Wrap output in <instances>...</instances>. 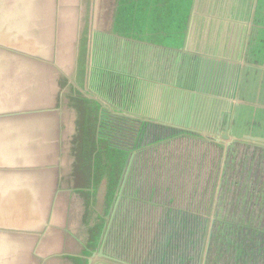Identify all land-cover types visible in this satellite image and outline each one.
<instances>
[{
    "label": "water",
    "instance_id": "1",
    "mask_svg": "<svg viewBox=\"0 0 264 264\" xmlns=\"http://www.w3.org/2000/svg\"><path fill=\"white\" fill-rule=\"evenodd\" d=\"M226 6L0 0V264H137L108 246L133 157L174 137L264 147V61L204 52ZM202 87L222 105L212 140L182 119ZM155 124L175 134L135 146Z\"/></svg>",
    "mask_w": 264,
    "mask_h": 264
},
{
    "label": "flooded vegetation",
    "instance_id": "2",
    "mask_svg": "<svg viewBox=\"0 0 264 264\" xmlns=\"http://www.w3.org/2000/svg\"><path fill=\"white\" fill-rule=\"evenodd\" d=\"M155 131L164 134L158 139H163L164 137L175 134V131L165 129L160 130L159 128ZM150 133L153 134L154 129L148 127L145 133L135 141V146H144L145 144L152 143V141L148 140ZM182 138V140H185L186 142V146L184 147H187L185 169L189 167L190 155L188 152L193 150L200 152L201 157H203L207 149L212 150V147H215L216 150L214 153L216 155V160L214 163L216 164L222 158L221 155H225L224 152L221 154L223 150L219 147L217 148L216 145L214 146L195 138ZM170 142H172V140L159 145L167 149ZM159 145L151 146L142 150V152L137 154L130 161L131 166L129 167L122 183V193L124 197L120 198L115 205L116 218L113 222L112 235L108 244L110 250L120 256H128L137 264H219L222 262V259L212 256L211 250L217 245L216 241L220 236V232L224 231L229 235V239L227 243L221 245L222 248L219 249V251L217 250L219 254L231 251L234 255V261L232 264H241L245 257L248 259L247 264H253L257 261L260 263V258L262 256L264 258V252L260 253L259 251L258 254H253L251 252L250 256L249 249H241L239 254L238 249L236 248L237 245L234 244L233 241H235L236 236L240 237L241 235H246V233L240 228H256L254 224H261L262 214L260 212L256 213L259 208L257 203L253 202V200L252 202L245 201L248 198L249 200L253 199L252 197H248L246 193L248 186H250L251 183V187H264V167L258 171V173L252 175V169L250 168V166L252 167V161L249 159L247 165L244 166V157H252L255 162L254 166L264 165V150L241 144H233L226 149L223 180L222 183H219V188L221 187L220 192L222 193L223 191H226L228 194H233L235 192L237 181H241L245 177H248L245 179V181L248 182L246 191L240 195L237 193L234 194L233 199H231L232 202L230 201V205L232 206L229 207V209L226 208V210L227 212H233L234 214L236 209L243 207L244 211L250 215L252 221L251 224H245V221H243L242 224L238 223L235 226L233 225L234 229L231 230L232 225L230 223L233 221L229 219L230 216L233 217V215H226L222 216L220 219L216 218L215 220H212V226L209 228L210 231L208 233V241L204 246L202 234H204L207 221L203 224L201 220L204 219L201 216L199 218L194 217V222L191 221L192 217L189 216V214H192V212L189 211V208L185 204H183V196H185L187 192H181L178 196H171L169 192V188L174 192L182 188L180 181V186L176 187V189L171 182L176 180L178 175L182 172L184 173L185 169H181L184 166H180L183 164V160L181 157L176 158L173 165L176 168L169 169L170 165L167 163H169L170 160H167L168 157L163 155L160 157L158 156L161 154V147ZM154 147L155 150L150 151V148L154 149ZM150 153L152 154V157L149 155ZM161 161L165 164L159 166L158 169H154L153 166L156 164L158 165ZM196 161L199 163H196V169L199 173L201 166L199 160ZM144 166H147V170L143 172L144 175L136 174V171ZM240 166H244V169L239 168ZM217 167L218 166L214 167L216 170V175H213L214 184L217 178ZM153 169L156 171H153ZM210 178L212 179V176ZM151 180L152 184L149 182ZM166 180H168L167 182L169 183L167 187L165 186ZM143 183H149L145 186V195L142 194ZM161 193L164 197L159 195ZM222 194L226 193L223 192ZM157 198L161 203L156 202ZM157 207L159 209V219L161 220L163 218L162 224L158 225L155 222L154 214L149 217V211L152 210L156 214ZM139 215L148 219L147 223H145V228L143 229H140V226L138 229L136 228L135 221H137ZM129 233L133 243H131L128 238ZM178 235L182 236L181 243H178ZM191 235H193V239ZM195 235H197V239L194 238ZM246 241L244 244H246ZM251 241L252 240L248 243L250 244ZM258 244L259 242L256 240L254 245L259 247L258 250H260L261 247L258 246ZM254 245H252V247H254ZM122 246L124 247L123 251ZM154 247L155 250H153ZM173 252L174 254H172ZM176 253L178 256L173 258L172 256ZM242 253H244V255H242Z\"/></svg>",
    "mask_w": 264,
    "mask_h": 264
},
{
    "label": "rangeland",
    "instance_id": "3",
    "mask_svg": "<svg viewBox=\"0 0 264 264\" xmlns=\"http://www.w3.org/2000/svg\"><path fill=\"white\" fill-rule=\"evenodd\" d=\"M160 92H155L156 96H158ZM214 92L212 93V95L208 92L203 91V87L201 90L197 89L196 91L187 94V98L190 100L191 102V106L187 107V108H183L182 109V119L186 118L187 120H189V122L194 125L196 128H202L203 129V133H205L208 136V139L212 140V136L214 135V130H215V126H216V118H217V114L220 111V109L222 108V105L219 103L218 105V101L214 100ZM157 98H154L153 101H157ZM155 109H154V115H156L157 117L161 118V116H163L162 111L163 109L161 108V106L156 103L155 104ZM165 117L168 114H164ZM150 128L153 129H158L159 125H152L150 126ZM163 133H159L157 131H154L153 134H149L148 136V140L152 141V143L154 141H160L158 138L163 136ZM207 138V137H206ZM164 139V138H163ZM182 137H174L172 139V142H170L169 147L167 149H165V147H161V154L158 155L160 156H165L168 157L167 160H170V162L168 163L169 169H174L176 167H174V161L176 158L181 157L183 160V164L180 166H184L181 169L184 170L185 169V162L187 161V147L186 146V142L185 140H182ZM203 141V140H202ZM205 143H209L208 141H203ZM212 144V143H210ZM214 145V144H212ZM241 145H245L248 147H252V148H257V149H262L264 150V147L262 146H256L254 144H241ZM156 146V145H155ZM215 146V145H214ZM217 147V146H216ZM218 148V147H217ZM226 149L223 147L222 148V152L221 154L224 152L225 155H221V159L220 161L216 164L214 163V161L216 160V155H215V147H212V150L207 149L205 154L203 155V157H201V153L193 150L191 152H188L190 155V161L188 164V168L185 169L184 173L182 172L180 175H178V178L176 180H173L171 182V184L175 187L180 186V183L182 185V188L179 190H176L175 192L169 188V192L170 195H175L178 196L179 193H183L184 191L187 192V194L185 196H183V200L184 203L188 208L189 211L192 212V214H189V216H191V221L194 222V217H202L204 220H201L203 222V224L205 223V221H207L206 224V228L204 230V234H202V241L203 244L205 246V244H207L208 241V233H209V228L212 226V220H215L216 218L222 217V216H226V215H233L230 216L231 221H233L232 223H230L232 225V229H234V226L237 225L238 223H241L243 221H245V224H251L252 219H250V215L244 211L243 207H239L238 209L235 210L234 214L227 212L226 208L229 209V207H231L232 205H230V201L232 202L231 199H233L234 194H243L246 191V186L247 183L245 181V179H247L248 177H245L244 179H242L241 181L238 180L235 186V192L233 194H228L226 191V194H222L220 192V188H219V183H222L223 180V175H224V169H225V158H226ZM155 150L153 148H150V151ZM157 150V147H156ZM197 154V155H196ZM152 157V154H149ZM257 156V155H255ZM244 166L247 165V163L250 161H252V167L250 166V168L252 169V175L255 173H258V171H260L264 165H258V166H254L255 162L253 161L252 157H244ZM219 159V158H218ZM196 160H199L200 162V172L198 173V170L196 169V163H198ZM199 164V163H198ZM159 165V164H158ZM158 165H154V169H158ZM215 166L217 167V178L215 180V184H214V178L213 175H216V170H215ZM244 166H240L239 168H243ZM141 167V166H140ZM139 167V168H140ZM147 167V166H146ZM145 166L142 167L141 169L136 171V174L138 175H144L143 172H145L147 170ZM151 167V168H153ZM153 171H156L154 170ZM254 170V171H253ZM212 172V174H211ZM212 176V179L210 178ZM168 180L165 181V186L167 187L169 185V183L167 182ZM180 181V183H179ZM150 184H152V180L149 181ZM149 183H143V187H142V194L145 195V190L146 187ZM252 183L250 184V186H248V189L246 191L247 196L248 197H252L253 199L249 200V198L245 201V202H255L258 205V210L256 213H261L262 214V218H261V224H254V226L256 228H240L241 230H243L246 235H243V238L248 241H246V244H244L243 246L237 245V249H238V253L240 254L241 249L244 250H248L250 252V256H251V252L253 254H258L259 251L260 253L264 252V187L262 188H255V187H251ZM162 197H164V195L161 193L159 194ZM158 203H161L159 201V199L157 198ZM163 205V204H161ZM248 206V205H247ZM192 208V209H191ZM248 208V207H245ZM139 213V211H138ZM152 214L155 215V222L158 224H162L163 222V218L160 220L159 219V209L157 207V213L155 214L152 210L149 211V217L152 216ZM249 215V216H248ZM136 222V228L138 229V227L140 229L145 228V223L146 221L144 220H140L139 218L137 219ZM142 223V225H141ZM234 225V226H233ZM153 227V226H152ZM132 242V239L130 237V233H129V237H128ZM195 239H197V235L194 236ZM193 239V236H192ZM229 239V235L227 234L226 236H219L217 238V245L215 243V247L211 250V255L214 257H219L220 259H222V262L219 264H232L234 261V255L232 254V252H225L223 254H219L217 252V250L219 251V249H221V245H223L224 243H227ZM250 240H252L250 242V244L248 243ZM258 241L259 244L258 246H260V250L259 247L255 246V241ZM194 243V241H193ZM252 245H254V247H252ZM127 248H129L128 246H126ZM124 247L122 246V251H123ZM245 253V252H244ZM244 253H242V255H244ZM119 257L121 258H125L127 260L132 261L128 256L124 257V255H119L117 254ZM262 256V255H261ZM261 262L259 263V261H257L256 263L253 264H264V258L263 256L260 258ZM247 257H245L241 264H247L248 262ZM133 262V261H132Z\"/></svg>",
    "mask_w": 264,
    "mask_h": 264
},
{
    "label": "crops",
    "instance_id": "4",
    "mask_svg": "<svg viewBox=\"0 0 264 264\" xmlns=\"http://www.w3.org/2000/svg\"><path fill=\"white\" fill-rule=\"evenodd\" d=\"M251 8L252 0H227V6L224 9L233 14L235 18L233 21L239 23H232L233 21L225 23L228 29L221 31L222 38L219 41H209L204 52L235 60L245 55L253 63L262 64L264 61V0H259L256 8L257 23L255 25L241 23L242 18L248 22V12Z\"/></svg>",
    "mask_w": 264,
    "mask_h": 264
},
{
    "label": "trees",
    "instance_id": "5",
    "mask_svg": "<svg viewBox=\"0 0 264 264\" xmlns=\"http://www.w3.org/2000/svg\"><path fill=\"white\" fill-rule=\"evenodd\" d=\"M165 163H163V161H161L160 163H159V165H158V167L159 166H162V165H164ZM168 164V163H167ZM141 214V213H140ZM221 215V214H220ZM219 215V216H220ZM218 216V219H220L221 217H219ZM137 218H140V220H144V221H146V223H147V221H148V219L147 218H145L144 216H138ZM141 225H142V223H141ZM144 235H145V233H144ZM227 235V233H225L224 231H221L220 232V236H226ZM193 235H191V237H192ZM178 243H181V239H182V236L181 235H178ZM244 242H245V239L243 238V235H241L240 237L239 236H236V239H235V241H233V243L234 244H237V245H243L244 244ZM153 250H155V247H154V249ZM172 254H174V252L172 253ZM171 254V255H172ZM178 255H177V253L175 254V255H173L172 257L173 258H176Z\"/></svg>",
    "mask_w": 264,
    "mask_h": 264
}]
</instances>
